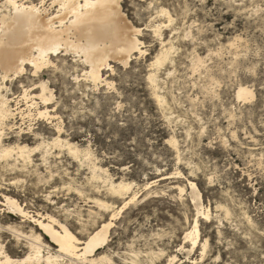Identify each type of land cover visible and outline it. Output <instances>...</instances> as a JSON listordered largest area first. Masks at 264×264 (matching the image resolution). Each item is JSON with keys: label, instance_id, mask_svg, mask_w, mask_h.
Returning <instances> with one entry per match:
<instances>
[{"label": "rangeland", "instance_id": "374dc122", "mask_svg": "<svg viewBox=\"0 0 264 264\" xmlns=\"http://www.w3.org/2000/svg\"><path fill=\"white\" fill-rule=\"evenodd\" d=\"M16 1L54 14L59 8L51 6L52 0ZM7 6L0 0V14ZM163 7L173 22L157 15ZM123 10L141 29L142 53L135 52L127 64L110 61L104 82H91L88 67L73 55L60 56L40 75L27 67L4 81L0 93L15 109V118L5 125V140L13 144L21 136L19 143L35 147L60 134L83 151L73 158L66 148L53 150L56 158L48 163L39 154L21 173L0 160V201L14 197L30 212L53 211L62 220L61 207H66L73 212L69 227L86 235L87 228L103 220L90 215L97 208L89 200L121 206L107 184L122 180L134 183L131 191H139L140 199L117 216L108 245L98 251L111 264H135L137 257L140 264H169L174 256L173 264H264V0H124ZM163 20L168 27L156 36L152 27ZM166 44L172 48L161 66L155 60ZM151 75L157 76L156 89ZM41 80L55 95L47 105L53 119L39 116L45 105L29 98L40 94ZM241 85L254 97L239 99ZM26 91L30 96H24ZM92 164L103 171L100 179L92 178ZM191 181L198 186V201L191 195ZM208 209L212 216L200 223L205 252L185 242L184 235L198 210ZM103 214L107 221L110 213ZM77 216L90 219L85 231ZM32 226L0 205V244L12 258L27 256L26 238L17 230L29 234ZM44 242L51 244L48 237Z\"/></svg>", "mask_w": 264, "mask_h": 264}, {"label": "bare ground", "instance_id": "6f19581e", "mask_svg": "<svg viewBox=\"0 0 264 264\" xmlns=\"http://www.w3.org/2000/svg\"><path fill=\"white\" fill-rule=\"evenodd\" d=\"M123 1L124 0H52L51 6L55 4L59 6V8L57 7L58 10L54 14V11L53 13H49V10L46 8L33 3L6 0L7 4L9 5L7 8H9L8 10L6 9V12L0 14V71L2 72V74L0 72V90L5 83L4 81L8 80L10 76H15V78L19 77V75L23 74L26 69L28 70L27 67H31L34 70V72H32L33 75H38V72L48 68L49 66L55 67V61H57L60 56L65 57L67 55H73L75 60L78 59L83 65L87 66L88 71L86 72V76L94 84H98L103 81L105 74L103 70L111 69L110 61H119L127 64L135 52L142 53L141 47L143 45L140 41V38L138 37L141 29L135 27L127 18L128 16L123 10ZM43 4L45 3L43 2ZM158 12L159 13H157V15L159 14L160 17L167 18L169 23L172 21L173 17L165 8L160 9ZM165 22L166 21L163 20L156 25L154 24L155 26L152 27L156 36L157 34H161V31L164 27L166 28L167 25ZM165 43H167V41ZM167 45L169 44H166L163 50L161 49L162 53L160 57L158 56L159 58H156L157 60H155L158 65L161 64L162 66V63L164 64V62L168 61L167 59H169L170 49L172 47H168ZM68 57L69 56H67V58ZM64 59H66V57ZM156 77V75L150 76V82H152V87L154 89H156L158 86ZM40 88V94L30 96L26 91L24 96H30L29 98L32 101H35V99L41 100L45 105V108L41 106L44 108L43 111H40L38 108L39 116H45L47 118L50 117L53 119V114H50L49 112L51 108L48 110L47 105H50V101L55 99V95L53 97L54 93L49 90L50 88H48L47 81H42ZM154 94L157 97L159 104H161L163 101L161 100L159 92L157 93L155 90ZM237 96L239 99L248 100L254 97V93L250 88L241 85L237 92ZM26 99L27 98L24 100ZM54 109L56 110V108ZM14 110L15 109H12L11 107L10 100L5 95L0 93V160L5 161L6 164L10 165L15 172H25L27 164L33 162L34 158L39 154L41 155L40 160L43 163H48L51 156H55L56 158L53 150L57 149L62 152L66 148L69 155L73 158L81 157L79 154L83 150L79 149L76 143H74L76 145L75 146L72 145L73 143L70 144L69 140V142L62 140V136H60V134H58L51 142L48 141L46 143L44 140L38 145L36 144L35 147H31L26 142L24 145L19 143L21 139L20 133L23 132L19 131L18 136H20V139H17L18 141L16 143H9L8 140H5L4 138V136H6L4 130L7 120L10 119L11 116H15ZM22 112L19 111V113ZM31 112L33 114L32 110ZM11 124L12 123H10V125ZM15 125L13 124V127ZM15 129L16 128L12 130L15 132ZM29 130L30 129H28L27 132H29ZM38 136H40V134H38ZM86 150H84V153ZM88 152L85 154V156H87V160L88 158L91 159V153L89 154ZM96 164H92V178L100 179L101 173L99 174V172L101 168ZM108 183L107 192L113 199H121V206H116L114 202H108L104 199L102 200V198H89V202H92L93 204L92 207L97 208L96 211H91L90 215H101L102 219L104 220L106 216V214L102 215V212H104L110 213V217L107 221L102 220L100 222H96L94 226L92 225V228H87L86 235H84V233L81 231L78 232L80 236H78V234L71 229L72 227L70 228L68 225V218H70L73 213L70 209L68 210L66 207H61L66 218L62 220L61 216L57 213H54L53 211L46 214H39V212L33 213L34 211L30 212L27 209H24L21 204H19V202L14 199V197L12 198L10 196H3L4 200L3 202L0 201V205L3 207L6 206V208L9 210V213L13 215L19 214L26 221L31 222L33 226L31 227L29 234L22 233L20 230H17L19 231V236L26 238V243L29 248L27 256L21 259L12 258L7 252L5 246L0 244V264H111L112 259H110V257L105 253L99 254L98 251L108 245L109 237H111L110 232L112 227L115 226V222L113 221H115L117 216L128 205L131 203L136 204L135 201L140 198H138L139 191H131L134 183H132L133 186L130 183H126L122 180L118 182L111 180ZM190 187L192 189L191 195L193 200L198 201L200 197V193L198 191L199 189H197L198 186H196V184L191 181ZM181 191L183 190L181 189ZM50 195L51 194L49 193L48 196L50 197ZM48 196H46L47 200L51 199H48ZM210 212L211 211H209V209L207 211L198 210L194 222L187 230H185L186 232L184 235L185 242H190L193 248L199 245L205 252L208 244L207 241H202L200 239V223L203 220L208 221L210 219V216H212ZM77 221L81 225V230L85 231L86 227L89 225L90 219L84 220V218L82 219L81 216H77ZM91 229L92 231H90ZM14 232L16 233V228ZM46 237H48L51 244L55 246V253H52L51 251V247L53 246H50V243L47 245L45 243L46 241L44 242V238ZM45 247L48 248L46 254L44 253ZM136 254L138 255V253ZM138 258L139 257L132 259L135 264L141 263L139 260H137ZM175 258H177V256L169 258V264H173Z\"/></svg>", "mask_w": 264, "mask_h": 264}]
</instances>
